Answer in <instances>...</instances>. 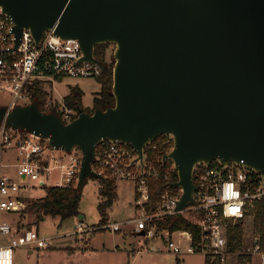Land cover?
Returning <instances> with one entry per match:
<instances>
[{
  "label": "water",
  "instance_id": "95a60500",
  "mask_svg": "<svg viewBox=\"0 0 264 264\" xmlns=\"http://www.w3.org/2000/svg\"><path fill=\"white\" fill-rule=\"evenodd\" d=\"M0 10L12 19L15 50L25 30L37 45L50 30L78 40L93 64L96 46H115L114 106L80 108L69 123L37 101L8 113L10 129L81 151L78 189L103 179L93 169L100 143L131 146L143 160L147 145L170 135L163 161L183 190L178 212L196 204L197 165L264 174V0H0Z\"/></svg>",
  "mask_w": 264,
  "mask_h": 264
},
{
  "label": "built area",
  "instance_id": "2783aa9c",
  "mask_svg": "<svg viewBox=\"0 0 264 264\" xmlns=\"http://www.w3.org/2000/svg\"><path fill=\"white\" fill-rule=\"evenodd\" d=\"M82 59L79 41L63 39L56 35L55 30L46 31L39 45L30 30H25L15 50L12 19L0 10V92L11 97V102L6 106L7 113L0 121V153L13 148L20 161L19 165H12L18 169V180L0 173V264H15V253L22 247H51L54 238L42 237L35 230L21 232L3 216L21 214L27 209L28 197L24 196L25 192L37 188L68 189L77 184L83 159L79 149L71 153L59 150L62 154L56 155L53 151L58 150L52 149L47 139L31 134L32 137L23 136L19 134L20 131L10 129L7 126L8 113L17 106L30 103V89L37 82L48 84L52 80L67 77L99 78L102 74L101 64ZM53 107L57 108L56 114L64 123L78 117V112L66 107L64 99L48 101L46 108ZM162 137L166 138L164 145H172L173 148L174 137ZM152 144L147 145L143 160H140L131 146L111 143L97 154L96 169L93 168L96 173L107 175L116 183L130 181L134 184V208L138 215L127 224L133 226V233L141 243H159L150 249L152 253L170 252L178 257L202 254L211 263L238 260L240 256H263L264 247L260 236H253L247 241L242 252L230 254L227 227L249 217L257 203L264 202V174L236 164L226 169L221 164V168L200 164L195 170V205L178 212L183 190L169 185L153 206L150 183L168 181L171 176L148 161L147 149L158 147ZM0 167L5 166L0 162ZM178 213L193 214L192 220L200 231L198 238L191 231L170 232L159 229L155 224V221ZM123 225L117 223L106 228L116 233L122 230ZM86 232L88 230L80 224L76 234Z\"/></svg>",
  "mask_w": 264,
  "mask_h": 264
},
{
  "label": "rangeland",
  "instance_id": "374dc122",
  "mask_svg": "<svg viewBox=\"0 0 264 264\" xmlns=\"http://www.w3.org/2000/svg\"><path fill=\"white\" fill-rule=\"evenodd\" d=\"M115 46L108 47L109 59L114 57ZM72 87H79L84 92L83 106L92 111L94 99L101 90V85L95 78H64L63 80H52L44 84V88L51 94L52 100L62 101ZM11 102L7 93L0 92V109ZM26 104V103H25ZM20 135L32 137L28 133ZM38 142V140H36ZM48 151H51L48 149ZM54 154H62L59 150ZM0 173L18 180V169L12 165H19L15 149H7L0 153ZM118 186V197L114 205L108 210V225L124 224L121 231L113 233L110 228L99 226L102 219L99 205L104 201L101 194L103 185L100 180L89 178L82 189L80 204L81 214L62 221L60 218H46L38 225L35 223L33 212L26 214H4L3 218L13 223L20 231L35 230L42 237L54 238L52 247L35 249L34 254L27 256L26 248L22 247L15 253V264H206L202 254L176 256L170 252L152 253L150 249L159 243H141L134 235L133 226L127 223L136 218L138 213L134 208V184L130 181L116 183ZM28 201L40 199L46 196V189H32L24 193ZM83 217V222L80 219ZM245 239L249 241L254 234V219L249 216L244 219ZM80 224L88 232L77 233ZM233 226V225H232ZM91 242V244H90ZM91 245L94 249L91 248ZM143 251V252H142ZM88 255L89 259L82 263L81 256ZM84 259V258H83ZM79 261V262H78ZM211 263V262H210ZM212 264V263H211ZM222 264H240L236 259H229ZM245 264H264L263 256H252L251 262Z\"/></svg>",
  "mask_w": 264,
  "mask_h": 264
},
{
  "label": "trees",
  "instance_id": "16d2710c",
  "mask_svg": "<svg viewBox=\"0 0 264 264\" xmlns=\"http://www.w3.org/2000/svg\"><path fill=\"white\" fill-rule=\"evenodd\" d=\"M109 44L96 46L95 56L100 61L102 66V74L97 78L101 85V90L99 94L94 99L93 110H87L83 106L84 92L79 87H72L70 93L64 98V103L67 108L73 109L78 112L80 108H83L89 113H94L96 110H106L108 107L115 105V97L113 95V70L115 65L114 57L108 56ZM57 80L61 81L62 78ZM32 93V98L30 103L37 101L41 111L46 113H57V108L53 107L50 109L46 108L47 102L52 100V96L44 88V84L37 82L35 87L30 89ZM24 134V132H20ZM166 138L159 137L152 146H158L157 149L151 148L147 149L146 156L148 161L157 169L162 172L170 174V180L152 181L150 183L151 187V200L154 206L161 196L165 193L167 187L170 185L175 187L178 182L177 171L174 164L171 161L164 162V157L171 151L172 145H164ZM110 142H102L97 147V154L99 155L101 150L110 145ZM97 162L94 163L93 168L96 169ZM213 168H221L219 162H214L212 164ZM195 178H197V171L195 172ZM103 188L101 189V194L104 201L99 205V211L101 214V221L99 226L108 225V210L114 205L118 197V186L116 182L110 179L107 175H103V179L100 180ZM87 183V181H86ZM85 183V184H86ZM77 184L68 189L50 188L46 190V196L40 199H35L28 201L27 209L22 212L26 214L27 212H33L35 215V223L38 225L42 220L46 218H60L62 221L67 220L72 217H77L81 214L80 204L82 198V189L77 188ZM189 207H192L190 205ZM254 219V234L260 236L262 239V245L264 247V202L257 203L255 211L251 213ZM193 214L191 213H178L173 216L166 217L163 220L155 221V224L161 230H169L170 232L187 230L194 233L198 238L200 231L198 225L192 220ZM245 220H240L236 222L233 226L229 225L227 227V239H228V252L230 254H236L242 252L246 247L247 241L245 239L244 232ZM23 228H21V232ZM241 254V253H240ZM177 264H181V261L177 259ZM251 262V257L240 256L238 258V263L245 264ZM206 264H211L208 258H205ZM212 264H222L220 262H215Z\"/></svg>",
  "mask_w": 264,
  "mask_h": 264
},
{
  "label": "crops",
  "instance_id": "0c3cea01",
  "mask_svg": "<svg viewBox=\"0 0 264 264\" xmlns=\"http://www.w3.org/2000/svg\"><path fill=\"white\" fill-rule=\"evenodd\" d=\"M55 100H57V99H55ZM90 244H91V242H90ZM51 247H52V246H51ZM91 248L94 249V248L92 247V245H91ZM35 249H37V248H35V247H33V246H32V247H28V248H26V250H27V256L33 255ZM83 258H84V259H83ZM88 259H89L88 255H84V256H81V260H80V261H83L82 263H85ZM78 262H79V261H78Z\"/></svg>",
  "mask_w": 264,
  "mask_h": 264
}]
</instances>
